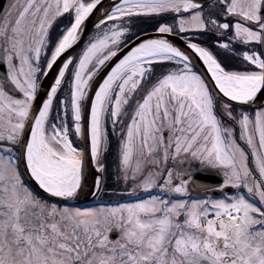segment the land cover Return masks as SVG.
<instances>
[{
    "label": "snow or ice",
    "instance_id": "1",
    "mask_svg": "<svg viewBox=\"0 0 264 264\" xmlns=\"http://www.w3.org/2000/svg\"><path fill=\"white\" fill-rule=\"evenodd\" d=\"M0 264H264V0L6 4Z\"/></svg>",
    "mask_w": 264,
    "mask_h": 264
},
{
    "label": "flooded vegetation",
    "instance_id": "2",
    "mask_svg": "<svg viewBox=\"0 0 264 264\" xmlns=\"http://www.w3.org/2000/svg\"><path fill=\"white\" fill-rule=\"evenodd\" d=\"M10 2H11V0H7L6 4H8ZM205 10H207V9H205ZM200 42L208 44V46L214 51V53L218 56V58H220L221 60H225V54H224L223 50H218L214 44L210 43L207 40L200 41ZM233 44L237 48H240L242 50H246L244 45H241V44H238L235 42H233ZM228 55L230 56L231 54H228ZM226 63H227V66L230 68H242V64L240 62L239 57H237L235 59H228L226 61ZM195 174H196V172H194V175ZM220 178H221V175H219V173H215V177L211 176L210 178H208L207 180L202 181V182L209 185L210 187H212L215 190L214 192H218L219 189L216 187V185L219 182ZM108 182H109V185H111V186H114V184H115V181H108ZM108 191H109V193H108ZM229 191H234V190H229ZM214 192H210V193H208V195L218 197L219 195H213ZM98 199H99V201L115 202L118 199V196H117V194L112 193V190L110 187V188L106 189L105 192L101 193ZM95 201H97L96 198L89 197L87 203L90 206H92V205H95L93 203ZM112 238H115V236L113 235Z\"/></svg>",
    "mask_w": 264,
    "mask_h": 264
},
{
    "label": "water",
    "instance_id": "3",
    "mask_svg": "<svg viewBox=\"0 0 264 264\" xmlns=\"http://www.w3.org/2000/svg\"><path fill=\"white\" fill-rule=\"evenodd\" d=\"M6 1H7V0H0V12L3 10ZM102 2H104V0H102ZM209 2H210V0H209ZM87 23H88L89 26H88V28L86 29L84 39L87 38V34L90 33L91 30H92V27H91V20H89ZM168 38H169L170 40L176 41L177 43L183 45V41H181V40L179 39V37H177V36L170 35ZM80 47H82V42H81ZM74 49H75L76 51L79 50L78 48H76V46H74ZM72 51H73V49H70V50H69V52H72ZM197 63H198V64H202V62L198 61V59H197ZM53 72H54V70H53ZM48 79H49V80L51 79V75L49 76ZM45 83H47V81H46ZM233 103H235V102H233ZM93 170H94V169H93ZM213 171H214V172H213ZM213 173H217V170H208V171H204V172H197L196 176H197L198 178H200L201 181H204V180L208 179L210 176H212ZM220 180H222V179L220 178ZM53 199H56V198H53Z\"/></svg>",
    "mask_w": 264,
    "mask_h": 264
},
{
    "label": "trees",
    "instance_id": "4",
    "mask_svg": "<svg viewBox=\"0 0 264 264\" xmlns=\"http://www.w3.org/2000/svg\"><path fill=\"white\" fill-rule=\"evenodd\" d=\"M114 146H115V140H113L111 149L109 151V153L107 154V160H106V164L108 166H110V175H108L107 179H112V170L115 164V152H114Z\"/></svg>",
    "mask_w": 264,
    "mask_h": 264
},
{
    "label": "rangeland",
    "instance_id": "5",
    "mask_svg": "<svg viewBox=\"0 0 264 264\" xmlns=\"http://www.w3.org/2000/svg\"><path fill=\"white\" fill-rule=\"evenodd\" d=\"M114 166H115V167H113L112 177H113V181H116V174H115L116 163L114 164ZM114 186H115V184H114ZM114 186H112V187H114ZM108 193H109V191H108ZM112 193H113V192H112ZM113 194H114V193H113Z\"/></svg>",
    "mask_w": 264,
    "mask_h": 264
}]
</instances>
